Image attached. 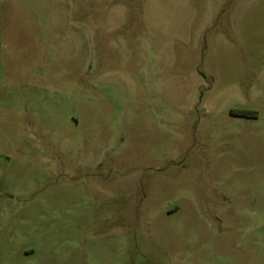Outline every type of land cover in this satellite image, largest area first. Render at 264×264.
<instances>
[{
    "label": "rangeland",
    "instance_id": "1",
    "mask_svg": "<svg viewBox=\"0 0 264 264\" xmlns=\"http://www.w3.org/2000/svg\"><path fill=\"white\" fill-rule=\"evenodd\" d=\"M0 264H264V0H0Z\"/></svg>",
    "mask_w": 264,
    "mask_h": 264
}]
</instances>
